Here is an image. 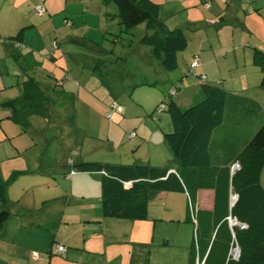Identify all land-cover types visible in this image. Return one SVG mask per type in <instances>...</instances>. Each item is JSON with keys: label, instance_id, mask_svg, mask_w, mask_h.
<instances>
[{"label": "crops", "instance_id": "crops-1", "mask_svg": "<svg viewBox=\"0 0 264 264\" xmlns=\"http://www.w3.org/2000/svg\"><path fill=\"white\" fill-rule=\"evenodd\" d=\"M150 1L159 5V17L166 29H179L189 40V45L186 48L189 50L185 52L184 58L188 63L192 57L195 58L193 61L194 63L198 61V67L191 68L192 65H190L189 69L191 70L187 72L186 76L194 75L192 74L193 70L196 72L195 75L204 78L205 83L221 86L235 97H238L242 90L249 91L245 93L242 100L240 99L242 107L236 105L238 100H229L230 103L225 110L222 126L212 133V162L217 166L232 165V163L230 164L231 153L240 150L250 140L264 119V112L259 108L260 102H264V92L260 90L261 93H256L259 91L257 84H259L260 73L251 64L252 49L264 51V0H225V3H221L219 0ZM110 2L113 3V0H0V17L5 22L4 27L10 26L6 29L11 32L13 28V33L3 32V34H15L14 36L6 35L9 36L4 40V42L9 40L4 44L7 52L10 56L18 57L21 60L25 72H29L32 67L33 74H37L36 67L39 69L41 67V63L38 62L40 58L31 50L32 47L27 41L28 34L25 32L29 28L34 29V26L29 25L21 28L23 33L19 42L10 39L21 30L19 29L17 32L19 14L22 11L29 12L26 21L28 22L30 19H36L35 16L30 17V13H33V10L35 12V7L40 5L43 13H41L42 17H39L41 19L49 18L54 31L61 28L55 27V16L59 12H64L65 26L62 28L65 30L70 25L74 31L73 24L74 18L77 16L76 13L84 15V6L89 8L88 4L93 3L103 11V6L109 5ZM23 5H25L24 8H22ZM8 9L10 11L7 13ZM114 18L118 20L116 14ZM39 21L42 20L39 19ZM68 21L70 22L67 23ZM140 27H143L146 33L145 26L141 24L136 28ZM68 35L69 33H66L65 36ZM93 40L97 41V38L93 37ZM117 40L119 39L117 38ZM145 47L138 44L137 51L147 53L152 61L150 49L147 47L149 49L147 50ZM130 52L127 53L123 62L126 65H131L132 71L129 76L134 80L131 88L153 85L152 82L155 80L147 77L146 63L139 60L141 59L140 53ZM229 54L234 59L224 64L219 63L220 58L216 59V57H226ZM238 57H241L243 61H239ZM95 61L90 60V62ZM212 63H214L216 71H214ZM208 65H212L211 69L213 70L208 71ZM101 67L107 69L103 62L96 63V65L90 63L89 65L92 74H95L98 68L101 71ZM67 70L69 69L66 68L59 75H54L51 72L47 74V77L43 75L45 79L47 78L46 80L38 79L35 75L28 76L25 73V80L20 84H15L19 90L17 98L22 95L25 86L30 88V83H27L30 79L34 83V88L28 89V93L29 91L35 93V87L41 89V93H39L41 100L38 103L41 104L42 113L29 116L43 118L48 125V132L52 133L54 138L53 143L50 140H45L46 144L41 160H35L32 155L30 157L23 155V149L17 145H14L13 150L9 152V156L20 158V162L12 163V171L9 172V174L13 173L14 181L12 180L8 184L7 203L3 206L8 210L10 216L0 232V264H188L193 224L185 221L188 201L185 193L157 192L151 195L148 215L145 220L109 218L104 217L101 210V173L76 171L73 175H68L70 167L67 160L70 157H72L74 165L81 163L148 165L167 168L170 172L175 171L177 165L171 161V152L164 139V134L171 131L168 116L167 118L163 116L158 118L160 124L164 121L163 129L156 128L153 118H150L149 125L143 121L149 126L148 130L139 125V122L138 124L135 122L131 123L130 127L133 128L134 136L129 139L130 131L125 129L123 132V134L127 133L129 142L126 146H129L130 153L137 152L140 144L148 143L157 147L153 155L152 151L148 150L144 156H137L132 161L122 163L120 153L126 147L124 139L119 142L114 141L110 135L111 125L109 124L106 141L94 140L101 143V146H105V155L94 160L92 152L87 150L93 143V141L90 142L93 137L88 135V129L81 123L84 117L81 113L79 115L78 104L80 101H78V97H82V86L77 85L76 88L73 82L76 77H79L81 81L84 78L83 88L86 92L83 93L87 95L91 79L88 76L84 77L81 72ZM226 70L230 71L227 75L223 73L220 77V74ZM162 71L164 70L162 69ZM41 72L42 74L44 72L42 67ZM66 75L69 76L68 79ZM161 76L165 78L164 80L170 81L169 76L164 72H161ZM191 84L192 88L189 91L192 90V93L190 96L184 94L176 100L172 98L180 109H185L203 99L199 85ZM255 94L259 95L258 99L254 97ZM97 99L99 98L89 95L83 97L88 105L99 103L98 108L101 107V113H96L94 108L88 111L90 114L102 118L100 115L103 116L109 111V108H107L106 100L98 101ZM100 99L103 98L100 97ZM114 103L115 105L113 104L111 108L118 113L116 117L122 125L123 121L121 122L119 116L123 114V108L116 102ZM245 104H248L249 108L244 107ZM2 108L6 110V119L12 120L10 118L11 111L6 107ZM127 108L126 105V110ZM143 114L146 115L145 110H143ZM29 116L19 123L12 120L21 128L19 129L20 133H17L21 136L20 141H22V136L27 135L28 132L35 133L30 122L28 123ZM127 118L129 117L127 116ZM244 122L245 127L250 126V130L237 136V132L242 130L241 126ZM2 132L7 138L8 133L3 129ZM37 135L44 137L45 133L38 132ZM112 135L114 138H118L121 137V132H112ZM54 143L57 149L55 148L53 155H50V147ZM29 148L32 146L25 147V150ZM72 150L76 151L74 156H72ZM0 180L6 183L4 182L6 179L3 180L2 163H0ZM260 182L264 188V167L260 175ZM213 196V192L210 190L198 191L194 199V207L197 210L210 211L213 206ZM165 224L168 225L166 227H170L168 232L165 233L161 229L155 236V229ZM181 225H186L192 230L188 246L181 243V252L172 250V252L163 253V256L153 257L152 249L173 247L169 241L165 240L172 229L175 230L177 236L181 229L183 234H186L189 228H181ZM57 245L66 248L63 256H58L53 251Z\"/></svg>", "mask_w": 264, "mask_h": 264}, {"label": "trees", "instance_id": "trees-1", "mask_svg": "<svg viewBox=\"0 0 264 264\" xmlns=\"http://www.w3.org/2000/svg\"><path fill=\"white\" fill-rule=\"evenodd\" d=\"M113 3L123 31L143 24L146 33L139 44L149 47L151 57L164 71L177 69V54L188 47L189 40L179 29H166L159 17V5L150 0H113ZM22 33L23 29L10 39L19 42ZM251 63L259 70L258 88L264 92V51L253 48ZM195 76L203 96L201 101L180 109L170 95L159 104H164L162 110L171 124V131L164 134V139L177 165L175 171L148 165L101 163L73 164V168L101 173L100 204L104 217L145 220L151 195L185 193L188 198L185 221L193 224L188 264H264V188L260 182L264 167V119L250 140L231 153L230 164H238L237 170L232 172V165H215L212 133L222 126L229 100L235 96ZM27 83L34 88L32 79ZM30 88L25 86L19 98L2 105L11 111L10 118L15 122L42 113L38 103L41 91L35 87V93H28ZM240 102L236 105L242 107ZM13 179L14 176L10 181ZM8 184L0 180V232L10 216L3 208ZM201 190L213 192L210 211L194 207L196 194ZM232 196L236 201L231 206ZM229 220L243 227H231ZM234 248L239 250L236 259L232 254Z\"/></svg>", "mask_w": 264, "mask_h": 264}, {"label": "rangeland", "instance_id": "rangeland-1", "mask_svg": "<svg viewBox=\"0 0 264 264\" xmlns=\"http://www.w3.org/2000/svg\"><path fill=\"white\" fill-rule=\"evenodd\" d=\"M88 5L89 8L84 6V15L76 13L77 16H75L73 24L74 31H72V27L70 25H68V28L65 30L62 28L65 26V21L63 20L64 12H59L55 16V27L58 29L59 27H61L56 31L53 30L49 18L44 17L43 19H41L40 17L42 16L36 15L34 10V14L30 13V17L35 16L36 19H30L28 22H26L29 15L28 11L25 10V12L22 11L19 14L17 32L19 29L26 26H34V29L29 28L25 32H27L28 34L27 41L28 44H30L32 47L31 50L36 53V56H38V58H40L38 59V62L41 63L43 71H48L47 73L43 72V74L41 72V67L40 69L39 67H36L39 74H33L34 69L32 67L29 69V72H25L24 68L21 65V60L18 57L9 55V53L7 52V48L4 45L5 43L9 42V40H6V42H4V40L6 37H9L6 35L14 36L15 34H3V32L13 33V28L12 32L11 30L6 29L10 26L4 27L5 22L0 17V125L2 126V129L5 130L6 133H8V137L6 138L3 135L2 129L0 130V163H2L3 167V180L6 179L4 180V182L6 183H11L10 179L13 177V173L9 174V172L12 171V163L20 162V158L9 156V152L13 150L14 145H17L18 147L23 149V155H26L28 157L32 155V158H34L35 160H41L43 150L45 149V140L52 141L54 138L52 133L48 132V125L43 118L29 116V120L31 117L32 118L30 121L28 120V123L30 122V125L35 133L30 134L28 132L27 135L22 136V141H20L19 138H21V136L17 134L20 133V126L12 120H8V118L6 119V110L2 108V104L7 101L15 100L19 96V90L15 87V84H20L25 80V73H27L28 76L35 75L38 79H45L44 77H47V74H49L50 72L54 73V75H59L60 72L66 70L67 68L70 71L75 70L77 73L81 72L84 77L88 76L91 79V82L89 83L90 87L87 88L86 94L92 96L93 98H99L97 99L98 101L106 100V103L108 105L107 108H109V111H107L103 116L100 115L102 118H100L98 115L92 113L90 114L88 111L89 109L94 108L96 113H101V107L98 108L99 103L96 102L88 105L83 100V97L87 96L85 95V93H83L85 91V89L83 88L85 79L83 78V80L81 81L79 77H76L74 78L73 82L76 85V88L77 85L82 86V97H78V101H80V103L78 104L79 115L81 113L84 117L81 123L88 129V135L93 137L90 141H93V143L87 148V150H90V152H92L91 154L94 155L92 156L94 160L97 159V157L105 155V146L102 145V147L100 145L101 143L94 140L106 141V138L108 136L109 124L111 125L110 135L112 139L116 142L124 139V145L126 146L129 140L126 136L127 133L123 134L124 130L128 129L130 131L128 135H135L133 132V128H130L131 123L136 122V124H138L139 122V125L148 130L149 126H147L146 124L149 125L151 123L149 119L153 118L155 122L154 126L156 128L163 129L164 121L162 122V124H160L158 118L160 116L167 118L168 114L165 110L164 112L159 110V104L164 101L166 96L170 97L171 95V98H174L176 100L179 96H184V94L190 96L192 93V90H189L192 88L191 83L195 85V79L193 78V76L186 75L190 70V65H192L191 68L196 66L198 67V65L194 63L193 57L191 59L192 62H186L184 54L189 49H185L184 51L177 54V69L171 72L162 71L158 62H156L154 59L150 61L147 53L144 54L137 51L139 40L145 35L143 27L134 28L128 32L123 31L124 29L120 25H118V20L114 18L117 10L114 3L112 2H110V4L107 6L104 5L103 11H101L100 8L93 3H90ZM24 7L25 5H23L22 8ZM9 11L10 10L8 9L6 12L8 13ZM39 19L42 21L38 22ZM104 20H106L107 22H105ZM69 22L70 21H68L67 23ZM66 33H69V35L65 36ZM93 37H96L97 41L93 40ZM117 38L119 40H117ZM128 45H130L131 48H129L130 46L128 47ZM145 48L149 50L147 47ZM130 51H133V53L136 54L140 53L139 57L141 59L139 60L146 63L145 72L147 77H149V79L155 80H152L153 85H143L137 87L136 89L131 88V84L134 81L133 78L129 76V73L132 71L131 65H126L123 62L127 57V53H131ZM217 58H220V64H224L225 62L234 59L230 54L226 57L219 56L216 57V59ZM237 59H239V61L241 62L243 61L241 57H238ZM90 60L96 61L90 62ZM248 60H250L249 57ZM99 62H103L107 69H104L103 67H101V71L99 70V68L96 71L93 69V71H95L96 73L92 74L89 68L90 63H95L96 65V63ZM212 64L214 66V71H216L214 63ZM207 68L208 71H210L212 65H208ZM229 71L226 70L222 72L220 74V77L223 75V73L227 75ZM161 72L167 74V76H169L170 78V81L164 80L165 78H162ZM195 73L196 72L192 70V74ZM66 77L68 79L69 76L66 75ZM258 85L259 84H257V86ZM258 90L259 91H257L256 93H261L262 90ZM248 92L249 91L242 90L238 94V97H232V99L238 100L240 102V99H242L245 93ZM100 97L103 99H100ZM254 97L258 99L259 95L255 94ZM114 102H116L121 106V108H123V114L119 116L121 117V122L123 121L122 125L116 117L118 113L111 108L113 104L115 105ZM126 105L128 107L127 110ZM244 107L249 108L248 104H245ZM117 108L119 109V107ZM259 108L264 112V102H260ZM143 110L146 111V115L143 114ZM127 116L129 118H127ZM78 119L80 123V117ZM143 121L146 124H144ZM244 124L245 122L242 123V130L237 132V136L243 135V133H246V131L250 130V126L245 127ZM119 131L121 132V137L114 138L112 132L119 133ZM38 132H44L45 136H38ZM51 143H53V141ZM30 145L32 146V148L25 150V147H28ZM50 148L51 149L49 151V154L53 155L55 148L57 149L56 144L54 143V145H52ZM128 148L129 146H126L120 153V159L122 163H125V161H132L137 156H144L148 150L152 151L151 154L153 155L157 150L156 146L148 143L140 144V148L137 152L135 151L133 153H130V151H128ZM166 226L168 225L165 224L164 226L162 225L160 227H157L155 229V236H157L159 230L161 229L164 230L165 233H167L168 228L170 227ZM181 226V228H189L187 229L186 234H183V231L181 229V232L178 231L177 236L175 230L173 231L172 229L170 231V235L165 238V240L169 241V243L173 245V247L152 249L153 257L163 256V253L169 251L172 252V250L181 252L182 250L180 247L183 243L184 246H188L192 230L186 225Z\"/></svg>", "mask_w": 264, "mask_h": 264}, {"label": "built area", "instance_id": "built-area-1", "mask_svg": "<svg viewBox=\"0 0 264 264\" xmlns=\"http://www.w3.org/2000/svg\"><path fill=\"white\" fill-rule=\"evenodd\" d=\"M221 3H225V0H219ZM35 13L37 15H41L42 13V7L40 5L36 6L35 7ZM196 65L198 64V61L197 63H195ZM201 80H204L203 77H201ZM163 109V105H160L159 106V110H162ZM132 137V135H128V138L130 139ZM76 154V151L75 150H72V156H74ZM67 163L70 167L69 171H68V175L71 176L73 175L76 171L75 169L73 168V159L72 157H70L68 160H67ZM238 169V165L237 164H234L232 166V170H237ZM235 197H232V200H234ZM231 221V220H230ZM56 254L60 255V256H63L66 252V248L62 245H57L56 247H54V250H53ZM233 258H236L237 257V253L234 251L233 253Z\"/></svg>", "mask_w": 264, "mask_h": 264}, {"label": "water", "instance_id": "water-1", "mask_svg": "<svg viewBox=\"0 0 264 264\" xmlns=\"http://www.w3.org/2000/svg\"><path fill=\"white\" fill-rule=\"evenodd\" d=\"M235 199H236V198H235ZM235 199H234L233 201H231V206L234 204ZM230 226L233 227V226H242V225L238 224L235 220H233V221H231ZM234 251H235L237 254H239V250H238V248H237V249L235 248Z\"/></svg>", "mask_w": 264, "mask_h": 264}, {"label": "clouds", "instance_id": "clouds-1", "mask_svg": "<svg viewBox=\"0 0 264 264\" xmlns=\"http://www.w3.org/2000/svg\"><path fill=\"white\" fill-rule=\"evenodd\" d=\"M233 165H234V164H233ZM233 165H232V166H233ZM232 166H231V171L234 172L235 170H234V171L232 170ZM232 197H235V196H232ZM232 197H231V201H233V200H232ZM235 198H236V197H235ZM235 201H236V199H235ZM235 201H234V202H235ZM229 221H230V220H229ZM231 221H233V220H231ZM231 221H230V223H231ZM242 227H243V226H242ZM234 249H235V248H234ZM234 249H233L232 253L234 252ZM236 249H237V248H236ZM237 256H238V254H237ZM236 258H237V257H236ZM236 258H235V259H236Z\"/></svg>", "mask_w": 264, "mask_h": 264}, {"label": "bare ground", "instance_id": "bare-ground-1", "mask_svg": "<svg viewBox=\"0 0 264 264\" xmlns=\"http://www.w3.org/2000/svg\"><path fill=\"white\" fill-rule=\"evenodd\" d=\"M194 59H195V58H194ZM190 70H191V69H190ZM190 72H191V71H190ZM191 76H192V75H191ZM196 76H197V75H196ZM196 76H195V77H196ZM193 77H194V75H193ZM196 79H197V77H196ZM198 79H199V78H198ZM201 82H202V81H201ZM174 91H175V90H174ZM171 93H172V92H171ZM237 165H238V164H237Z\"/></svg>", "mask_w": 264, "mask_h": 264}]
</instances>
